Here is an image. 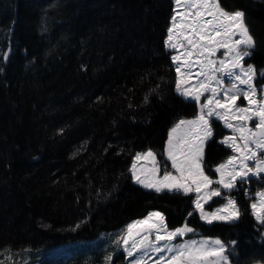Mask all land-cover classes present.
<instances>
[{"label": "trees", "instance_id": "1", "mask_svg": "<svg viewBox=\"0 0 264 264\" xmlns=\"http://www.w3.org/2000/svg\"><path fill=\"white\" fill-rule=\"evenodd\" d=\"M220 2L246 13L256 41L246 63L264 69V0ZM172 13V0H0V264H106L109 254L127 264L115 241L150 210L169 229L187 223L195 236L237 241L232 264L264 262V226L244 191L258 187L231 193L237 222L208 225L191 193L132 180L135 154L152 149L163 162L169 129L197 111L176 93L164 45ZM217 144L205 151L211 178L231 153Z\"/></svg>", "mask_w": 264, "mask_h": 264}, {"label": "snow or ice", "instance_id": "2", "mask_svg": "<svg viewBox=\"0 0 264 264\" xmlns=\"http://www.w3.org/2000/svg\"><path fill=\"white\" fill-rule=\"evenodd\" d=\"M174 4L164 45L176 53L171 55L176 92L186 101H194L198 114L194 119H180L169 130L162 154L166 161L158 160L161 154L149 149L136 153L129 171L134 183L158 194L196 193L194 212L205 224H232L242 211L231 193L254 178L264 180V84H256L258 77H264V69L246 63L256 41L243 10L230 12L220 0H174ZM241 98L246 106L237 103ZM214 121H222L231 130L220 143L233 153L216 166L219 178L215 180L205 174L204 163L205 146L214 138ZM141 160L147 166L138 168ZM244 191L246 197L250 195ZM216 197L226 202L206 211L205 205ZM250 208L257 223L264 226V190L255 193ZM79 227L77 224L72 231ZM189 233L196 234L187 223L169 229L164 215L153 211L128 224L115 242L126 257L133 258L130 264H148L152 256L156 257L154 264H231L237 241L185 239ZM105 259L112 264L111 254Z\"/></svg>", "mask_w": 264, "mask_h": 264}, {"label": "rangeland", "instance_id": "3", "mask_svg": "<svg viewBox=\"0 0 264 264\" xmlns=\"http://www.w3.org/2000/svg\"><path fill=\"white\" fill-rule=\"evenodd\" d=\"M173 3H174V0H173ZM174 8H175V4H174V7H173V10H174ZM173 15V14H172ZM169 26H170V23H169ZM166 38H167V31H166ZM165 38V39H166ZM169 54H170V59H171V55H174V54H176L173 50H169ZM217 56L218 57H220V53H218L217 54ZM172 61V60H171ZM172 66H173V69H174V75H175V82H176V71H175V65L173 64V62H172ZM193 71V79H192V83H195V78H194V75H195V72H196V69H193L192 70ZM175 85H176V83H175ZM177 93V92H176ZM178 94V93H177ZM179 95V94H178ZM180 96V95H179ZM180 98L183 100V101H186L183 97H181L180 96ZM203 99V98H202ZM192 102H194V101H192ZM195 103V102H194ZM238 104H240V105H242V106H246L247 105V102L246 101H244L242 98L240 99V100H238V102H237ZM195 107L197 108V111H196V113H195V115H193V116H189V117H184L183 119H194L195 117H196V115L198 114V106L196 105V103H195ZM180 119H182V118H180ZM180 119H178L176 122H178ZM174 126V125H173ZM172 126V127H173ZM171 127V128H172ZM170 128V129H171ZM169 129V130H170ZM213 131H214V134H216V136H214V141H215V143H219L220 145H216V146H219L220 148V150L219 149H217L216 151H217V153L219 152V151H221V148L222 147H224V148H227L225 145H223V144H221L220 143V141L223 139V137L224 136H226V135H231V130L230 129H228V128H225L224 127V125H223V122L222 121H214V123H213ZM169 132V131H168ZM167 138H168V133H167V136H166V140H165V144H166V141H167ZM209 143V142H208ZM207 143V144H208ZM207 144H206V146H207ZM206 146H205V151H206ZM164 149H165V146H164ZM228 150H230L231 151V149H229V148H227ZM147 150H149V149H146V150H142V151H138L139 153H143V152H145V151H147ZM137 152V153H138ZM233 153L231 152L230 154H228L225 158H223V159H221V160H219L217 163H215V164H211L210 165V168H212V170L215 172V168H216V166L217 165H219L220 163H222V162H224L226 159H227V157L229 156V155H232ZM217 155V154H216ZM215 155V156H216ZM163 156V160L164 161H166V157L164 156V155H162ZM216 159H219V156L218 157H216ZM132 162H133V160H132ZM131 165H132V163H131ZM131 165H130V168H131ZM137 165H138V168L140 167V166H142V165H144V166H147V163L145 162V161H143V160H141V161H138L137 162ZM167 167H168V169L170 170V171H173L174 172V170L173 169H171V163L170 162H167ZM161 175H162V173H161ZM215 178H212L213 180H215V179H218L219 177H218V174L215 172ZM133 180V179H132ZM136 184V183H135ZM137 185H139V184H137ZM245 186L246 185H254L255 187H258V189H257V191H260V190H264V180H257V179H253V180H251L249 183H247V184H244ZM140 186V185H139ZM256 191V192H257ZM255 192V193H256ZM255 193L254 194H250V195H252L253 196V198H254V195H255ZM192 195H193V200L195 199V197H196V193H191ZM226 201L225 200H223V203L221 204V205H219V206H217V207H214L212 210H206V211H209V212H211V211H213V210H215L216 208H219V207H221L224 203H225ZM192 205H193V201H192ZM153 211H156V210H150V211H148L145 215H143V216H141V217H138V218H135V219H132V220H130L129 222H128V224H130V223H132V222H134V221H136V220H140V219H143V218H145V217H147L148 216V214H149V212H153ZM193 211H194V206H193ZM160 213H162V212H160ZM196 213H198V212H196ZM163 214V213H162ZM199 214V213H198ZM200 217V216H199ZM165 218V217H164ZM254 219H255V217H254ZM256 220V219H255ZM165 223H166V221H165ZM127 224V225H128ZM183 225V224H182ZM180 227V226H179ZM177 228V227H176ZM170 229H175V228H170ZM188 238H193V239H197V240H199V239H201V238H216V237H207V236H195V235H193L192 233H189L186 237H185V239H188ZM153 239H154V237H153ZM122 258H123V260L127 263V264H130V261L133 259L132 257H126V255H125V253L123 252V248H122ZM155 259H156V257L155 256H152L151 257V259H149L148 260V264H154V261H155ZM232 264V263H231ZM256 264V263H255Z\"/></svg>", "mask_w": 264, "mask_h": 264}]
</instances>
